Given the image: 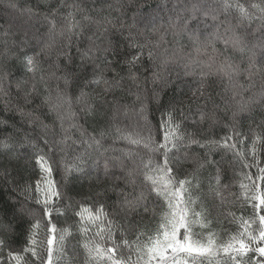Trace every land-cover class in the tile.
I'll use <instances>...</instances> for the list:
<instances>
[{
  "label": "snow or ice",
  "instance_id": "1",
  "mask_svg": "<svg viewBox=\"0 0 264 264\" xmlns=\"http://www.w3.org/2000/svg\"><path fill=\"white\" fill-rule=\"evenodd\" d=\"M82 2L83 0H60L55 8H50L44 14L46 30L43 32L34 24L11 21L9 28L3 32L4 36L19 34V41H13V49H8L7 41H4L3 55L7 59L15 58L23 67L25 77L30 74L33 83L28 91H24L25 104L30 102V98L34 99L40 95L35 82L37 73H40L39 81L47 93L42 97V104L48 106L50 113H55V118L51 124H47L39 116L33 117L32 112L26 113L19 104L13 106L9 90L0 83V103L3 104L4 110L17 112L22 120L26 116L29 117L28 122L36 133L35 140L29 138V133H25L20 140L14 135L20 130L13 126V133L0 139V154H10V159H19L23 154L15 149L26 146L32 149L35 165L39 169L35 189L33 190L29 183L14 191H20L27 200L35 199V203L42 209L43 217L48 220L46 260L38 251V246L42 247L43 242L36 239L41 224L40 220H36L28 229V239L22 250H13L8 241L0 238V264H35L36 260H39L40 264H58L70 229L57 228L52 222L53 213L59 216L65 212V209L56 207V203L63 196L60 183L53 178L57 170V161L54 158L56 155H59L58 163L65 186L76 176H87L89 180L96 179L99 182L100 176L103 175L112 181L124 182L123 188L113 183L110 188L95 193L97 199L91 206L81 202L79 210H74L75 216L78 217L76 227L83 238L86 264H264V214H261L264 213V193L250 197L254 210L252 217L244 219L230 214L231 220L238 224V229L228 234L227 239L216 232L205 233L210 222L205 210L200 206L198 193L203 188V180L199 171L206 165L217 167L214 177L216 187H212L210 179L209 190L223 199L222 192L228 185L221 183L218 167L220 161L212 159V152L213 149L230 150L237 158L246 155L243 139H237L241 134L234 128L232 135L220 140L198 139L196 132L181 131L183 125L176 120L175 105H171L162 113L166 119H162L154 135L146 101L159 99V94L155 91L149 96L147 92L132 93L129 90L128 94L135 96L133 106L139 104L135 114L144 122L143 128L135 134L115 124L119 107L114 108L106 127H101L99 131L94 129L92 132L79 122V113L73 110L74 99L75 104L81 106L79 111L85 114V118L95 117L97 113L103 116L109 105L107 96L116 89L123 90L122 82L125 77L116 72L114 62L108 59V54L118 51L117 41L111 37L123 36V30L127 28L125 39L128 41V47L136 49V52L125 57L121 63L127 66V79L136 84L137 88L139 76L134 69L143 64L146 52L151 62V80L154 84L158 81L167 84L169 81L165 74L169 66H176L183 70L184 75L198 78L196 87L189 85L193 97L197 100L202 97L211 99L208 89L212 85L208 81L210 76L217 75L222 81H227L225 92L230 91L232 99L236 102L238 111L233 113V118L238 112L249 111L250 105L255 103L256 99L264 98V92L256 98H243V92L253 87L255 77L264 75V38L249 46L247 37L238 34L237 29L258 22L253 31L261 32L264 37V0H176L173 10L179 8V11L175 19L169 17L167 28L163 23L157 24L158 18H162V12L165 10L159 6L148 12L138 9L131 17V23L126 24L123 20L117 23L118 18L111 15V11L121 12L124 9L123 0H115L114 3L100 0L101 4L110 10L108 15L100 19L89 15L81 6ZM9 6L14 7L12 4ZM22 15L32 20L37 14L29 8L23 10ZM221 16L224 17L223 20L220 19ZM230 16L236 20L235 24L228 19ZM208 19L213 21V31L210 33L206 32L209 27L206 23ZM85 22L94 24L95 31L86 37L87 46L81 48L79 43L84 37ZM193 24L196 27H193ZM168 28L172 29L174 37L186 35L191 44V51L185 52V45L176 41L179 47H173L171 50L163 47L160 52L162 46L168 44ZM221 28L224 29L223 32ZM149 36L157 38L151 40ZM138 37H143V42ZM73 40L77 41L76 50L81 61L75 70L70 67L74 58L69 54ZM217 43H223V52L216 47ZM229 48L240 52L242 56L246 55V68L241 67L243 61L235 62L227 54ZM204 55L208 56L207 60L201 59ZM217 56H223L219 63ZM61 57L67 61L66 64L61 63ZM45 62L49 68L55 70L45 74ZM89 64L92 67L91 78L85 75ZM57 71L62 75H57ZM109 71L114 73L111 79L106 76ZM0 72L3 73L0 80L10 77L11 72L6 62L0 67ZM242 74L249 81L247 87L239 81ZM52 81L56 82L55 88L52 87ZM27 83V78L17 80L15 86L19 91L23 90L22 85ZM74 87L76 92H71ZM53 92L55 103L52 102ZM237 97L240 99L237 100ZM114 103L119 105V100L115 97ZM123 107L126 115L128 105ZM206 118L207 114L200 111L199 121L194 122V126ZM8 124L7 119H0V127H7ZM36 127L39 128L38 132ZM160 132L163 133L162 137ZM49 136L52 139H49ZM109 136L123 140L128 145L135 146L137 150L124 149L121 150L120 157H106L104 154L108 149L104 148V141ZM38 141H43V147ZM193 145L203 150V157L192 155L189 151L180 155L181 148L191 149ZM261 145H264V137L259 133L254 134L251 145L247 146V153L252 156L258 167L260 175L256 179L264 181V167H259L257 160ZM94 156V166L90 171L96 173L95 177L86 171L88 161ZM101 157H104L102 173ZM125 158L130 160L131 167H128ZM189 161L194 165L191 171L183 169V165ZM244 167L250 168L252 164L245 162ZM116 168L120 169L119 175L110 171ZM3 174L8 175L7 172ZM246 178L252 179L251 176ZM241 187L247 188L248 185L241 184ZM253 187L259 186L254 184ZM128 188H131V192L127 191ZM109 191L116 196L112 212L107 210L106 202H100V198L106 197ZM12 208L14 218L23 211V206L19 210L14 205ZM157 208L161 209L159 213L156 212ZM149 212L157 217L153 229L145 231L138 228V223L131 222L135 216L140 215L142 218L143 214ZM116 216L124 223H118L114 218ZM20 218L23 219L22 216ZM257 221L259 227L254 229L253 225ZM5 228L9 232L14 231L11 224H6ZM197 228L200 231H197ZM132 232H135V238L130 240L127 237Z\"/></svg>",
  "mask_w": 264,
  "mask_h": 264
},
{
  "label": "trees",
  "instance_id": "2",
  "mask_svg": "<svg viewBox=\"0 0 264 264\" xmlns=\"http://www.w3.org/2000/svg\"><path fill=\"white\" fill-rule=\"evenodd\" d=\"M59 2L60 0H0V67L6 62L9 65L11 72L10 77L0 80V83L9 90L13 106L19 104L23 107L26 113L32 112L33 117L39 116L40 119L47 124L52 123L55 118V113H50L48 106L42 104V97L47 95V93L44 92L43 85L39 81L40 73H37L35 81L37 89L40 91V95L36 96L34 99L30 98V102L25 104L23 100L24 91H28L33 83L30 74L28 77H25L24 69L16 59H7V57L3 55L5 52L4 41H7L8 49H13V41H19V34L4 36L3 32L5 29L9 28L10 21L15 23L34 24L35 27L39 28L42 32L45 31L46 27L43 16L50 8H55ZM69 2H72V0H69ZM109 2L114 3L115 0H109ZM242 2H245V0H242ZM123 3L125 7L121 12L111 11V15L118 18L117 23H119L120 20H123L126 24L131 23V17L137 13L138 9L143 12H148L159 6L165 10L162 12V18H158L157 24L159 25L163 23L167 28L169 17L175 19L176 13L179 11V8L173 10L176 0H123ZM10 4L14 5V7H10ZM81 6L87 10L89 15L97 19L108 15L110 11L106 5L101 4L100 0H83ZM29 8L37 14L32 20H29L26 15H22L23 10ZM61 11H63V9ZM13 12L16 14L15 16ZM220 19L223 20L224 17L221 16ZM228 19L231 20L233 24L236 23V20L233 17L230 16ZM206 23L209 25L206 32H212L213 21L208 19ZM193 27H196V25L193 24ZM253 27L252 24L250 26L244 25L237 29L238 34L247 37L249 46L264 38L262 37L261 32H254ZM223 30L224 29L221 28V32H223ZM93 31H95V25L85 22L84 37L79 43L81 48L87 46L88 42L86 37L91 35ZM127 34V28H125L123 30V36L117 35L111 37L113 40L117 41L118 51L115 54H108V59L114 62L113 67L116 72H119L121 76L125 77V80L122 82L123 90L116 89L114 93L107 96L109 105L105 109L103 116L97 113L95 117L85 118V114L79 111L81 106L76 105L74 99L73 110L79 113V122L84 124L89 132H92L94 129L99 131L101 127H106L109 119L113 115L114 108L119 107V112L116 114L115 118V124L121 129L135 134L143 128L144 122L135 114L136 110L139 108V104L137 103L133 106L135 96L129 95V90H131L132 93L137 91L142 93L147 92L149 96L155 91L159 94V99L146 101V103H148L149 122L154 129V135L156 134L155 130L159 128L162 119H166V117L162 116V113L171 105H175L176 120L183 125L181 131L188 133L196 132L198 139L205 138L220 140L223 137L232 135L233 128L236 132L240 133L241 136L237 139H243L246 150V155L243 158L234 157L233 152L230 150L213 149L212 152V159L220 161L218 167L221 172V183L223 185H228V187L222 192L223 199L217 196L214 191L209 190L210 179L212 187H216L214 177L216 175L217 167L206 165L199 171L203 180V188L198 193L200 196V206L205 210L207 219L210 222L209 227L205 229V233H207V231L216 232L224 239H227L228 234L234 233L238 229V224L231 220L230 214H234L235 217H243L244 219L252 217L254 215V210L250 203V197L252 195L264 193V181L256 179V177L260 175L258 167L256 166V163L253 162L252 156L247 153V146L251 145L254 134L259 133L264 137V98L256 99V102L250 105L249 111L238 112V115L233 118V113L237 112L238 109L236 102L232 99L231 92H225V87L227 85L226 80L222 81L217 75L210 76L208 82L212 86L208 89V92L211 94V99L202 97L197 100L192 96L189 85L193 88L196 87V81L198 78L184 75L183 70L179 67L169 66L168 71L165 74L169 81L167 84L163 81H158L154 84L151 80V62L148 60L146 52L143 57V64L138 65L136 69H134L139 76V88H137L136 84L127 79V66L121 63L125 57L136 52V49L128 47V41L125 39ZM156 38V36H149V39L151 40H155ZM138 39L143 42V37H138ZM167 41L168 44L162 46L159 50L160 52L163 51V47H168L171 50L173 47H179V44L185 45V52L191 51V44L188 41L187 36L179 35L174 37L171 28H168L167 31ZM176 41H179V44H177ZM216 47L221 52L224 51L223 43H217ZM76 48L77 41L73 40L69 53L74 58L73 63L70 66L73 70H75L76 65L81 63ZM208 53L209 55L211 54V49L208 50ZM10 54L11 53H9V55ZM227 54L231 56L235 62L243 61L241 63L242 68L247 67L246 55L242 56L240 52L233 51L231 48H229ZM52 59L53 61L55 60L54 54ZM201 59L207 60L208 56L204 55ZM222 59L223 56H217V63ZM61 63L66 64L67 61L61 57ZM43 69L45 74L55 70L49 68L47 62L43 64ZM91 72L92 67L89 64L85 75L88 78H91ZM57 75H62V73L57 71ZM113 75L114 73L111 71L106 73V76L109 79H111ZM2 76L3 73L0 72V77ZM26 78L28 79V83L22 85L23 90L18 91L15 86L16 81ZM239 81L244 84L245 87L249 84V81L243 74L239 77ZM55 86L56 82L52 81V87L55 88ZM62 86L61 82V87ZM88 90L90 91L91 89ZM71 92H76L75 87L71 89ZM261 92H264V75H258L255 77L253 87L243 92V98L244 100L256 98ZM76 94H78V92ZM52 95V102L55 103V92H53ZM197 95H199V93H197ZM114 97L119 100V105L114 103ZM236 99L239 100L240 97H237ZM124 105H128L126 115L123 107ZM200 111L205 112L207 118L203 122L195 124L194 126V122L199 121ZM0 119H7L9 122L7 127H0V139H3L4 136L9 133H13V126L20 130L19 132L14 133L17 139L22 140L25 133L30 134V139H36V133L33 132V126L28 122L30 118L26 116L22 120L17 112L5 111L2 103H0ZM38 131L39 128L36 127V132ZM57 131H59L58 127ZM162 135L163 133L160 132L161 137ZM49 139H52V137L49 136ZM38 143L43 147V141H38ZM239 147L240 145L238 144V148ZM104 148L108 149L104 154L106 157H120L121 150L124 149H131L132 151L137 150L135 146L128 145L123 140L114 139L112 136L105 139ZM15 151L22 153V157L19 159H10V154H0V238H4L8 241L13 250H22L28 239V229L30 225L35 223L36 220H40V229L36 234V239L43 242L42 247L38 246V251L43 259L46 260V226L48 220L46 217H43L42 209L35 203V199L27 200L25 199V196L20 194V191H14V189L22 188L29 183L34 190L35 180L39 175V169L35 165V157L32 155V149L30 147L26 146L24 148H17ZM45 151H47L46 148ZM185 151H189L192 155L198 154L201 157L204 155L203 150L195 145H193L191 149L181 148L180 155H183ZM69 154L71 156V150ZM29 156H31L30 160ZM54 158L57 161L55 164L57 170L54 172L53 178L60 183V191L63 193L62 198L56 203V207L65 209V212L63 215L59 216L53 213L52 222L56 224L57 228L69 227L70 229V235L64 242V250L60 255L58 264H86V253L82 246L83 238L76 227L78 217L75 216L74 210H79L81 202L91 206L93 201L97 199L95 193L110 188L113 183L119 184L120 187L123 188L124 182L122 180L112 181L103 177V175L100 176L99 182H97L96 179L89 180L87 176H76L71 183L65 186L60 171V165L58 163L59 155H56ZM94 160L95 156L92 160L88 161L86 167V171H89V175L93 177L96 176V173L90 171V169L94 166ZM257 160L259 161V167H264V145L260 146ZM103 162L104 157H101V173ZM125 162L128 167H131L130 160L125 158ZM245 162L252 164V167H244ZM193 167L194 165L191 161L183 165V169H187L188 171H191ZM110 171L115 172L117 175L120 173V169L118 168L111 169ZM5 172H7L8 175H4L3 173ZM247 176H251L252 179H247ZM241 184L248 185V187L242 188ZM254 184L259 187H253ZM127 191L131 192V188H128ZM33 196H35L34 191ZM115 201L116 196L111 191L107 193L106 197L100 198L101 203H107V210L109 212L113 211ZM13 205L17 210L21 209V206H23V211L15 218L13 217ZM197 210H199V208H197ZM160 211V208L156 209L157 213ZM21 216L23 219L20 218ZM114 218L118 223H124L119 216ZM156 220L157 217H154L151 212H149L143 214L142 218L140 215L135 216L134 220L131 222L138 223L139 229L149 231L155 227ZM6 224H11L14 231H7L5 228ZM258 227L259 224L257 221V223L253 225V228L257 229ZM196 230L200 231L199 228ZM118 236L119 233H117V237ZM127 238L130 240L134 239L135 232L128 234ZM30 259L34 258L30 257ZM35 264H40V261L36 260ZM205 264H207V262H205Z\"/></svg>",
  "mask_w": 264,
  "mask_h": 264
},
{
  "label": "rangeland",
  "instance_id": "3",
  "mask_svg": "<svg viewBox=\"0 0 264 264\" xmlns=\"http://www.w3.org/2000/svg\"><path fill=\"white\" fill-rule=\"evenodd\" d=\"M13 13H14V12H13ZM15 15H16V14L14 13V16H15ZM11 16H12V15H11ZM257 23H258V22H254V23H253V26H254L253 28H254V29H256L255 27H257Z\"/></svg>",
  "mask_w": 264,
  "mask_h": 264
}]
</instances>
